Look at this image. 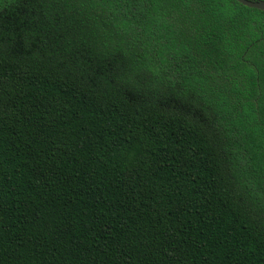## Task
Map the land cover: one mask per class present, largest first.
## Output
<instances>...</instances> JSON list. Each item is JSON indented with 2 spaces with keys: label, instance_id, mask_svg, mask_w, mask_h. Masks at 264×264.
<instances>
[{
  "label": "trees",
  "instance_id": "1",
  "mask_svg": "<svg viewBox=\"0 0 264 264\" xmlns=\"http://www.w3.org/2000/svg\"><path fill=\"white\" fill-rule=\"evenodd\" d=\"M0 264H264V11L0 0Z\"/></svg>",
  "mask_w": 264,
  "mask_h": 264
},
{
  "label": "water",
  "instance_id": "2",
  "mask_svg": "<svg viewBox=\"0 0 264 264\" xmlns=\"http://www.w3.org/2000/svg\"><path fill=\"white\" fill-rule=\"evenodd\" d=\"M236 1L248 8L264 11V1H257V2H251L248 0H236Z\"/></svg>",
  "mask_w": 264,
  "mask_h": 264
}]
</instances>
